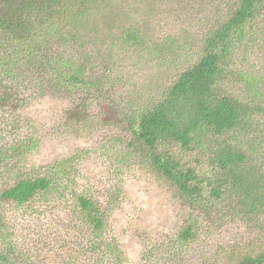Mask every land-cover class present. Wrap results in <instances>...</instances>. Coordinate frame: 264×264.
Wrapping results in <instances>:
<instances>
[{"label":"trees","instance_id":"trees-1","mask_svg":"<svg viewBox=\"0 0 264 264\" xmlns=\"http://www.w3.org/2000/svg\"><path fill=\"white\" fill-rule=\"evenodd\" d=\"M2 1L0 119L6 122L17 119L16 115L20 117L30 89L40 96L53 93L73 97L76 89L90 93L95 84H106V89L111 90L121 81L113 74L112 66L98 65V52L81 53L85 44L76 32L72 34L84 25V17L99 0ZM228 12L224 21L210 25L200 48H188L184 53L188 60L169 84L152 90L143 100L138 98L125 104L121 111L116 105L112 110H103L102 106L101 119L107 123L114 120V127H122L127 135V157L148 162L157 177L176 190L188 209L187 220L174 236L180 247L196 244L203 226L215 225L213 230L217 231L227 218L244 221L252 230L259 231L260 245H264V68L249 73L233 68L236 57L252 59L251 49L259 48L264 55V0H235ZM160 37L149 42L152 54L164 60L174 51L168 52L170 38ZM127 39L133 45L142 44L136 33H128ZM70 41L79 47L72 45V49ZM65 46L72 51L68 53ZM95 74L101 76L96 82ZM230 87L237 89L235 93ZM87 101L88 97L72 105L67 118L70 128L76 127L77 121L86 128L85 107L92 105H83ZM20 121L24 122L18 118L17 123ZM2 125L0 173L10 175L11 179L4 183L0 199L20 206L29 204L36 196L42 202L61 197L69 181L63 162L47 167L44 176L26 178L23 174L29 167L28 156L37 147V133L17 132L7 137L11 129ZM244 144L250 148L245 150ZM189 154L196 165L204 162L205 176H200L195 164L184 158ZM72 195V211L84 226L80 227L81 240L75 241L78 252L91 255L92 264H126L118 243L107 241L103 208L91 198ZM86 238L88 241L83 244ZM71 242L60 246L63 263L70 255L71 259L79 258L69 247ZM239 251L205 252L200 264H264V247L246 254ZM161 252L171 253L176 264L182 263L176 248L170 253ZM7 255L0 252V261L7 259ZM143 263L156 264L155 257Z\"/></svg>","mask_w":264,"mask_h":264},{"label":"rangeland","instance_id":"rangeland-1","mask_svg":"<svg viewBox=\"0 0 264 264\" xmlns=\"http://www.w3.org/2000/svg\"><path fill=\"white\" fill-rule=\"evenodd\" d=\"M3 3L0 0V8ZM234 3L235 0H99L96 3L84 17V25L78 28L81 32L77 29L72 34L76 32L85 44L81 53L98 52V65L112 66L110 69L121 81L111 90L106 89V84H95V90L90 93L76 89L73 97L53 93L40 96L30 89L19 111L20 117L16 115L24 122L17 123L18 118L6 122L0 119L2 127L11 129L4 136L37 133V147L28 156L29 167L23 174L26 178L44 176L47 167L62 162L69 177L62 196H53L49 201L42 202L36 196L29 204L19 206L0 199L3 225L0 252L8 254L0 264H62L64 253L60 246L71 242V238L69 247L79 258L71 259L70 255L63 264H92L91 255L78 252L75 243L81 240L80 227L84 229V226L77 220L75 210L72 211L75 205L72 194L91 198L103 208L107 241L112 239L118 243L126 264H144L150 257H155L156 264H176L169 252L174 248L181 254L179 264H200L205 252L221 254L240 249L239 253L246 254L256 247L259 250L264 247L260 245L259 231L232 218L222 220L217 231L213 230L215 225L203 226L196 244L177 245L174 236L189 214L182 199L166 180L157 177L148 162L127 157L124 143L127 135L122 127H114V120L107 123L101 119L102 106L103 110H112L116 105L121 111L125 104L134 103L138 98L143 100L152 90L169 84L188 60L184 57L188 48H200L210 25L224 21ZM217 8L219 12H215ZM130 32L140 36L142 44L129 42ZM160 36L170 38L172 45L168 52L174 51L168 60L164 59L166 62L154 56L150 47V39ZM70 42L72 49L79 47L78 43ZM161 47L167 49V46ZM71 48L65 46L64 50L70 53ZM251 50L252 59L236 57L233 68L246 73L262 70L264 55L259 48ZM100 77L95 74V82ZM229 90L235 93L237 89L230 87ZM87 97L83 105H92L85 107L86 128L79 121L76 127L70 128L67 118L72 105ZM243 146L245 150L250 148V145ZM184 158L195 164L191 154ZM196 167L200 176L207 174L203 161L195 164ZM10 179V175L0 173V192ZM162 250L170 254L164 255Z\"/></svg>","mask_w":264,"mask_h":264}]
</instances>
